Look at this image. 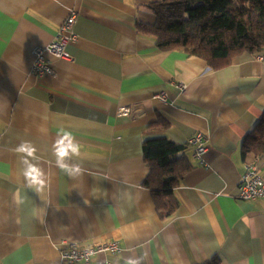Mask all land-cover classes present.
<instances>
[{"label":"crops","instance_id":"crops-1","mask_svg":"<svg viewBox=\"0 0 264 264\" xmlns=\"http://www.w3.org/2000/svg\"><path fill=\"white\" fill-rule=\"evenodd\" d=\"M163 0H0V264H64L65 244L116 241L92 264H264V199L236 198L245 137L264 114V56L244 53L213 71L182 50L164 53L138 25H154ZM75 11L70 61L50 57L54 76L32 75V51L48 45ZM164 92L163 103L156 97ZM122 108L129 109L120 115ZM162 116L167 130L150 129ZM71 132L80 155L56 163L53 145ZM202 133L209 150L193 157ZM165 136L187 147L193 169L176 189V213L161 220L143 186V142ZM30 142L43 191L28 186L17 147ZM19 194L22 204L14 197Z\"/></svg>","mask_w":264,"mask_h":264},{"label":"trees","instance_id":"trees-1","mask_svg":"<svg viewBox=\"0 0 264 264\" xmlns=\"http://www.w3.org/2000/svg\"><path fill=\"white\" fill-rule=\"evenodd\" d=\"M154 25H138L140 34L152 37L164 53L182 50L203 60L213 70L229 67L244 53L264 56V0H163L149 5ZM162 116L150 129L167 130ZM184 145L162 136L143 142V159L149 174L143 186L151 192L161 220L172 217L179 208L175 191L192 164ZM243 155H264V114L241 146ZM204 264H220V258Z\"/></svg>","mask_w":264,"mask_h":264},{"label":"built area","instance_id":"built-area-1","mask_svg":"<svg viewBox=\"0 0 264 264\" xmlns=\"http://www.w3.org/2000/svg\"><path fill=\"white\" fill-rule=\"evenodd\" d=\"M76 21V12L71 11L53 40L46 46L33 49L32 75L36 77L54 76L50 57L62 61L71 60L68 47L78 39L75 32ZM156 98L165 103L167 96L162 92L159 93ZM118 113L120 115H127L129 109L122 108ZM187 147L192 151L194 159L200 162H203L204 156L209 150L208 140L202 133L194 135L189 140ZM236 198L244 202H253L259 199H264V178L259 172L256 164H251L246 167L238 186V194ZM63 244H65L66 248L61 251L60 259L64 264H92V259L97 255H116L121 251V247L116 241L99 243L87 247H81L76 244ZM101 264L112 263L105 260Z\"/></svg>","mask_w":264,"mask_h":264},{"label":"clouds","instance_id":"clouds-1","mask_svg":"<svg viewBox=\"0 0 264 264\" xmlns=\"http://www.w3.org/2000/svg\"><path fill=\"white\" fill-rule=\"evenodd\" d=\"M54 155L56 157L57 165L66 170L67 173L72 176L81 172V167L79 165L69 168L65 164L66 159H70L72 156L80 155V145L75 140L71 132L66 130H61L58 134L57 139L53 145ZM16 151L23 154L25 158L24 163L27 164V168L23 171V175L29 187L35 188L36 192L39 193L43 191L45 180L43 179V172L39 167L32 164L27 158H35L36 149L30 142H24L20 144ZM17 204H22L23 200L20 199L17 193L14 197ZM127 264H139V261L129 260Z\"/></svg>","mask_w":264,"mask_h":264}]
</instances>
